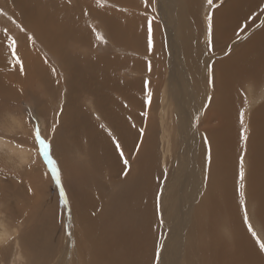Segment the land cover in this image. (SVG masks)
I'll return each instance as SVG.
<instances>
[{
  "label": "bare ground",
  "instance_id": "obj_1",
  "mask_svg": "<svg viewBox=\"0 0 264 264\" xmlns=\"http://www.w3.org/2000/svg\"><path fill=\"white\" fill-rule=\"evenodd\" d=\"M12 1L18 5L21 16L26 10L33 12V0ZM38 1L40 5L38 7L49 17L51 26H44L31 19H28V23L52 51H57L59 38L71 36V32L58 30L53 18L44 9L45 7L49 13L55 14V10L58 9L56 0ZM181 1L182 5L180 4L176 12L179 22L177 26L184 36L185 51L190 59L189 68L192 73L188 75L186 72L187 65L184 67V60L176 69L177 60L171 59V75L165 79L168 85L165 89L168 98L160 101L166 110L165 102L167 104L170 100H174L175 110L178 112V123H175L178 139L174 142L180 151L177 155L181 171L177 172L179 186L174 187V180L169 177L168 172V156L172 150H170L172 138L169 133L173 130L171 119L167 120L166 111H161L163 119L160 123L162 130L160 136L158 124L152 120L153 117L149 119L148 115L145 114V117L141 115L144 105L148 103V99L143 103L145 99L141 97L145 92L139 93L140 90H137L143 87V81L140 79L131 81V78L127 80L123 76L118 78L113 75L116 68L123 70L132 68L135 60H131V56L124 58L118 56L117 59L105 61L97 59L96 67L87 68L83 75L74 74L71 79V56H69L67 70L70 75L67 82V98L62 111V115L65 112V120H62L61 116L58 125L55 126L57 132L55 135L52 134L50 154H54L53 156L55 153L62 156L65 154L64 160L60 158L63 161L58 165L61 169L63 185L68 192L67 201L71 202V219H68L71 221V239L67 237L63 251H50L52 234H49L51 239L47 234L50 231H57L58 227H54L53 223L50 225L49 214L34 208L32 211H35L34 216L38 219L34 221L32 217L34 211L30 216L28 210L30 220L27 219L28 215L21 220L24 221V225H30V229L25 232L26 228H24L23 235L17 236V242L22 240L25 242L26 239L33 243L34 240L46 237L49 242L47 246L49 248L44 245L45 250L49 251H41L36 243V249L39 251H33V260L29 258L34 264H154L155 260V264H264V256L255 245L254 238L244 221V209L239 196L240 158L243 157L247 207H252L253 220L259 221L264 230V102L261 104L256 102L259 105L250 111L243 126L239 118L245 100L255 99L256 93L249 92L250 86L264 83L260 80L264 74V26L254 31L255 33L253 32L244 44L241 43L231 55L225 53L231 39L235 37V32L238 29L247 30L253 23L262 3L261 0H227L213 12V40L210 51L215 59L211 60L208 53H204L209 47L206 43L197 45L195 51L191 53V45L188 42L192 39V43H195L199 32L197 28L201 17L199 18L197 13L200 0ZM18 2L21 6L27 4L28 8L26 10L20 8ZM173 13L171 7L168 17L173 18ZM247 16H249L248 20ZM169 21L173 22V20ZM171 23L169 24L173 26ZM190 29H195V33L189 32ZM135 30L141 31L142 28H132L133 38H135ZM0 39L4 38L0 35ZM118 39L122 40L121 35ZM136 42L141 47L143 41H135L131 44L137 46ZM172 43L173 53L176 49L174 42ZM180 43L179 46L183 51L182 42ZM2 45L0 44V55L5 52L1 49L4 46ZM140 47L131 49L144 51V48ZM40 59L34 57L31 75L21 78L18 86L29 85L30 88L23 90L33 92L35 89L32 88L33 84L39 82L43 86L44 95L49 97L51 92L49 87L53 77L51 78V72ZM2 65L4 64L0 63V97L8 94L12 97H9L10 101L15 102L16 96L19 95L16 91L20 93V88L15 89L16 85L12 87L13 74L2 75L6 70V67H1ZM135 65L139 72H144V66L138 67L140 62ZM155 66L153 67L158 75L159 71ZM146 71L149 72V69L146 68ZM177 71L182 72L180 77ZM210 76L214 77L212 82H209ZM204 80L206 82L202 85L201 82ZM158 88L159 85H156L154 90L150 91L152 94H158L160 89ZM247 91L248 94L250 93L248 97ZM80 93L88 96L93 113H97L99 118L108 124V132L103 131L99 123L93 122L90 113L85 114L84 109L78 104H71V96L73 95L72 99H74ZM147 93L146 90L145 96ZM199 94H201V103H204L201 107L196 105ZM208 97H211L210 103ZM124 99L125 101H121ZM187 100L190 103L195 102L194 109L191 110L192 114L187 110L185 103ZM156 103L151 98L147 112L145 110L143 113L152 116ZM244 126L248 135L246 143L242 135ZM139 127H142L143 133ZM113 138L119 141L123 149V157L116 148ZM159 141L162 143L161 151L158 148ZM134 146H136L135 150ZM209 146L211 147L210 164L207 162ZM16 151L23 153L21 149L14 150L13 154ZM28 154L24 156L26 159L30 156ZM87 155L90 160H87ZM124 159L128 160L130 167L124 165ZM175 168L177 171V165ZM125 172L127 175L124 174ZM3 187L1 185V188ZM12 187L13 185L10 188ZM16 191L19 192L18 189ZM4 192L5 190L2 189L0 200L2 196L6 197L3 195ZM20 193L19 196L17 195L18 198L22 196ZM24 197L26 198V195ZM30 201H32L31 197L28 202ZM31 204L30 206L28 204V207L31 208ZM22 209L17 212L19 215L23 213ZM157 211L161 217L158 216ZM51 213L54 215L52 211ZM165 219L168 224L164 225V223L162 227L161 223ZM177 219L180 223L174 228ZM52 221L54 222L53 219ZM1 226L6 225L2 223ZM49 226L52 228L50 229ZM2 228L0 227V245L7 240ZM42 240L46 241V239ZM169 246L171 251H167ZM33 247L35 249V246ZM28 250H32V246ZM157 254H159L158 261ZM1 259L2 264H7L4 249L0 250ZM18 261L20 263L26 261L23 251L18 252Z\"/></svg>",
  "mask_w": 264,
  "mask_h": 264
},
{
  "label": "rangeland",
  "instance_id": "obj_2",
  "mask_svg": "<svg viewBox=\"0 0 264 264\" xmlns=\"http://www.w3.org/2000/svg\"><path fill=\"white\" fill-rule=\"evenodd\" d=\"M57 1H61L63 2V4L67 3V5H63L64 8H69V7L71 8V0H57ZM89 1H91V5L88 6L86 3L85 8L90 9V10H93V8L95 9L97 6H106V7H111V8H123L125 11H122V13H126V11L128 10L139 13L140 15L134 14L135 12H133V15L131 14L130 19L128 20L130 25L126 24L127 20L124 21L122 25L126 26L124 28L127 31V35H130V37H132L133 34L129 30L130 28L129 26L131 27L134 26V28H142L141 31L135 30V38H133L132 40L133 41H143L141 47L144 48V51H139L137 49H131V48H137L135 46L128 47V48L120 47V46H118V48L110 47L111 46L109 45L110 42L106 38L107 33L103 32L101 29H97V31L102 33L107 43H103L100 41L101 45H99V47L97 48H94V49L89 48L88 50L84 49L83 47L71 49V42L69 40L59 38L58 46L56 48L57 51H52L45 44V42L36 35L35 31L31 29L28 23L29 18L33 20L36 19V11L37 13L42 15V12L40 10L41 8H39L40 5H39L38 0H33V3H32L33 12H29L26 10L28 8L27 4H22L21 6V3L18 2L20 8L22 7L24 10H26L23 14V19H21V15L19 14L20 9H18V5L15 3V1L0 0V35L2 36V38H4L2 40L0 39V44L4 45V46L2 45L4 48L2 47L1 49L5 50L4 54L0 55V58L2 59L0 63L4 64L1 66L2 68L6 67V70L3 71L2 75L5 76V74H13L12 78L13 77L14 78H13L12 87L16 85V87L14 88L17 89V87H19L21 91L20 93L16 91V93H18L19 95L16 96L17 99L15 100V102L10 101L9 97H11V95L4 94L5 95L4 97H0V144L2 143L1 144L2 146L0 145V148H1L0 149V192L2 191V189H4L5 192L3 193V195L6 196L5 198L4 196H2L4 200L3 198L0 200V222H2L3 225H6L5 226L6 228L4 226H1L2 223H0V227L1 228L4 227L2 229H4L3 230L4 235L7 238V240L4 241V243L0 245V250L3 251L4 249L5 260L7 264H13V263L23 264V262L24 264H34L32 261L29 260V258L32 259V256L34 255L33 254L34 250L39 251L38 249H36V243H37V248L40 247V250L42 249L41 251H49V250L50 251H63V247L65 245L67 237L68 239H71V235L68 234L69 232H71V221L68 220V219H71V202L67 201L69 200V198H66V195L61 194V189H60L61 184H57L55 175L51 173V169L48 166V161L47 159H45L43 155L42 146L40 145L39 140L36 139L35 137V129L39 128L42 138H44L46 142L50 143L52 141V134L55 135L57 132L55 126L58 125V121L61 118V116H62V120H65V112L62 115V111L65 107V104H64L65 99L67 98V93H66L68 90L67 82H68V77L70 75V72L67 70V67H68L67 58L71 56V50L74 55L79 56V57H83L84 56L83 53L85 51H88L89 53L100 52V54L102 52L104 53L106 52L108 55L118 54L117 56L119 57L122 56L123 58L125 56H131L132 57L131 60H135L133 62L134 65L132 66V68H127L124 70L121 68H118L121 70L119 71L121 73L119 75H116V74L115 75L118 78L121 75L124 77V79L126 78L127 80L131 78V81H133L134 79L136 80L140 79L141 81H143L144 83L143 87L141 89L140 88L137 89V90H140L139 93L141 92L146 93V90L147 91L154 90V86L156 87V85H159L160 89L158 88L159 89L158 94H152L153 95L152 99H154V101L157 102L155 110L153 109L154 113L152 114V116L151 114L149 115L148 113H143L148 108L147 107L148 103H147L144 105L143 110H142L143 112H141V115L142 117H145V114H146L148 115L149 119L153 117L152 120H154L155 124H158L157 128H158V134L160 133V136H162V133H161L162 130L160 128V123H162V119H163L162 112L165 110V108L160 103V101H163L164 98H168L167 97L168 93L167 91H165L168 85H166L165 79L167 76L171 75L170 61L172 62V60H175V59L177 60V65H176V69H177L180 65L183 64V60H184V67H186L187 65V68H185L186 72L188 73V75L190 72L192 73L191 68H189L190 59L188 58L186 51H185L184 36L181 32V29L177 26V23L179 22H178V14L176 12H177V8H179L182 5L181 0H148V5H147V8H149L148 13L143 11L144 8L143 9L134 8L136 7V4H139V6H141V4H144V0H128L129 3L127 2V6H125L122 2L118 0H89ZM226 1L227 0H221V1L218 0L217 2L214 1L213 7L209 9V6L206 3V0H200V5H199L198 13H197L199 18L201 17L200 18L201 22L199 21L200 23L199 28H197L199 29V32L197 34L195 43H192V39L188 41L191 45V53L195 51L197 45L199 46V45H203L204 43H206V40H207L206 12L210 10L212 14L214 15L213 12L219 9ZM260 2L262 3V7H260L259 14L255 18L253 23L249 26L247 30L238 29V31L235 32V37L231 39L230 43L228 44L227 52H225L226 50L224 51L225 53H230L229 55H231L232 52L238 46L241 45V43L244 44L246 42L247 38H249L254 31L258 29H262V27L264 26V0H261ZM131 4L134 6H132ZM171 7L173 8V11H174L172 15L173 18L168 17V15H170V12H171ZM44 9L47 10L45 7ZM106 11L107 9H104V13L100 15L101 18L110 17ZM122 16L124 15L122 14ZM43 17L44 19H42L39 23H41L44 26H51V21L49 17L46 14H44ZM248 17L249 16H247V20H248ZM149 20L152 21L153 38H154L153 48H149L148 46V21ZM169 20H173V22L171 23ZM168 21L169 23L173 24V26L170 25ZM144 22H147V24L144 25ZM17 25L22 26L24 29H26V31H21L20 27H18ZM170 26H172V31H170ZM58 27L60 28L59 25ZM116 29L113 32L115 35H116ZM194 30L195 29H192V30L190 29L189 32L195 33ZM168 33H169V36H168ZM28 34H31L32 36L35 37L34 44L31 42V40L28 39ZM13 39L17 41V55L23 61V66H24L23 73L20 71L19 65H15V67H13L14 59L10 51V45ZM172 42H174V46L176 49L174 50L173 53H172V49H173ZM180 42H182L183 51H181L182 49L179 46L181 45ZM131 43L132 42H130V44ZM206 46L208 45L206 44ZM210 50H211L210 47H208L204 51V53H208L207 55L211 58V60H213L215 59V57L212 55ZM171 53H172V58H171ZM35 56L41 58L40 60L43 61V63L46 65V69L49 72H51V78L53 77L52 83L50 82L49 88L51 89V92L49 93L50 95H48L49 97H46L44 95V92L42 90L43 86L39 82H38L39 84L38 83L33 84L32 88L35 87V89H33V92H30V90H28L29 92H25L23 90L25 88H30L29 85L22 84L21 86H18L19 80H21V78H24V76L31 75V72H32L31 66L34 65ZM83 58H87V57H83ZM83 58H75L74 60H72L73 63L71 62V67L73 68V72H76L75 66L76 68H79L83 62H86V59H83ZM46 60H47V63L45 62ZM147 60H150L152 62L147 63ZM137 62H140V65H138V67L144 66L145 68L144 72L142 73L139 72L137 67H135L136 66L135 63ZM91 65L92 67H96L95 63ZM149 65L151 66V71L147 72L146 68L149 69ZM154 65H156L155 68H157V70L159 71L158 75L153 67ZM53 68L55 69L54 72L52 71ZM77 73L80 74L81 72H77ZM83 73H84V70H83ZM181 73H182L181 71H177L178 77L181 76ZM207 78L208 77H205V79ZM260 80L264 81V74L260 77ZM205 82L206 80L202 81L201 84L203 85ZM163 83H165V86ZM182 83L183 81L181 82V84ZM148 87L150 89H147ZM201 90L203 91L202 87H201ZM186 91L187 90H184V92ZM249 92L256 93V96L253 101H251L250 98L245 100V104L243 105V108H241L242 111L244 112V121H246L247 117H249V113L251 110L256 108L257 105L264 102L263 101L264 100L263 99L264 98V95H263L264 94V83L261 82L259 86H256V85L250 86ZM145 93L141 96L143 99H145L143 103H146L147 101L146 99H148V97L145 96ZM246 94L248 97L250 93L248 94V91H247ZM72 97L73 95L71 96V104H74V103L78 104L80 107L84 109L85 114L90 113L89 114L91 115L90 118L92 120L94 119L93 122L99 123L98 125L103 131H106V132L109 131L108 124L103 122L101 118H99L97 113H93L94 110H93L91 103H89V98L87 95H84V93H80L74 99H72ZM4 98L8 100H5ZM200 98H201V94H199V99L196 105L197 106L200 105L201 107V105L204 106V103H201ZM121 101H125V99ZM173 101L170 100L167 104L165 102V107H166L165 111H166L167 120L170 118L171 123L173 124V130L169 131V133L171 134L170 137L172 138L170 150L171 149L172 150L170 151L169 156H168L169 158L168 172L170 173L169 177L172 180H174V183H175L174 187L177 188L180 184V180L177 177V172H181V171L179 170V167H180L179 157H177L180 151H178V145L175 144L174 142L175 140L177 141L178 139V132H176V128H175L176 124L178 123L177 121L178 112H176L175 110L176 104ZM256 102H260V103L257 104ZM185 103H186V106L188 107L187 110L189 111V114H192L191 110L194 109L195 102L191 101L190 103V101L187 100L185 101ZM130 109L131 108H129V110ZM92 114H94L95 116H92ZM143 124L146 125V123L144 122ZM139 128H140L139 130L142 129V127H139ZM145 128L146 127H144V129ZM244 128L246 127L244 126ZM148 129L149 128H147V130ZM137 142L139 145V142H140L139 139ZM161 145L162 143L161 141H159L158 142L159 151L162 150ZM135 147L136 146H134V150H135ZM11 149H14V150L23 149V153L22 151H16V153L14 152L13 154L14 150L12 151ZM24 150H27V151H24ZM24 153L25 154L27 153L30 156H28L26 159V157H24L25 156ZM50 153H51V147H50ZM53 155L54 154L52 155L50 154V157L57 163L59 162L61 163L65 158V154H63V156L62 154L58 155L57 153H55V156ZM60 158L63 160H61ZM87 160H90L89 155H87ZM176 162H178V164ZM43 163H44V166H43ZM176 165L178 167L177 171L175 168ZM28 169H30L31 171ZM171 176L172 177L175 176V178L174 177L172 178ZM7 182L8 184H6ZM1 185L2 187L4 186L5 188L4 187L1 188ZM11 185H13L12 189L10 188ZM62 187H63L64 193L67 194L68 192H66L65 185H63V182H62ZM7 188L9 191L7 190ZM15 188L16 190L18 189L19 192H21L20 195H22L23 197L20 196L21 198H18L19 192L16 191ZM29 188L31 189V191H29ZM25 195H26V198L24 197ZM36 195L38 197L35 198ZM30 197L32 201L34 202L32 201L28 202ZM27 198H28V201H27ZM37 199L39 200L35 202V200ZM28 204L29 206L31 204L32 207L31 208L28 207ZM18 205H20V208H18ZM12 206L15 209V211L12 208ZM3 207L6 209H4ZM22 207L25 208L26 210L25 209L23 210ZM249 207H247L248 213H249L248 216L250 215L249 220L251 221L253 228L258 233L260 240L264 241V230L262 229L263 226L261 225L259 221L257 222L255 219L253 220V217H252L253 209L251 206ZM40 208H42V210ZM20 209H22L24 213V214L22 213L23 215L18 214L19 211H21ZM32 209L34 210L38 209L39 211H42L47 215L49 214V219H51L50 225L53 223L54 227L56 228L58 227L57 228L58 230L56 229L57 231L55 232L50 231V233L48 232L47 234L48 235L47 237L49 239H51L50 238L51 235L49 237V234H52V240H50V245H51L50 248L47 247L49 244V242H47V237L41 238V239H46V241H43V240L41 241V239H39V240H34L32 243L31 241L24 239L25 242L23 240L21 241L22 243L19 242L20 244L17 242V236L19 234L23 235L22 234L24 231L23 229L26 228L25 232L28 231L27 230L28 228L30 229V225L29 226L28 224L24 225V221L21 219L28 215V212H29L28 210H30L29 213L31 212L33 213L34 210L32 211ZM7 210L9 213L6 212ZM51 211L54 213V215H52ZM32 213L29 215L31 216ZM157 213H158V216L161 217L159 211H157ZM29 215L27 216L28 221L30 220ZM34 215H36L35 211L32 217L34 218V221L38 220L37 216H34ZM32 217H31V220H33ZM52 219L54 220L55 224L52 221ZM166 221L167 219H165V221L161 223V226L164 223H165L164 225H167L168 221L167 222ZM59 223H60V226H59ZM175 223L173 225L174 228L179 226V223H180L179 219H177ZM49 228L51 229L52 227L49 226ZM55 233H57V235H55ZM54 241H55V244H54ZM254 242L257 248L259 249V251H261L259 248V243L257 242L256 238H254ZM44 245L45 247L49 248V250H45L46 248H44ZM31 246H32V250H28V248L31 249ZM33 246H35V249ZM42 246L44 249L42 248ZM52 246L54 249L52 248ZM187 250H188V247L186 245V251ZM7 251L9 253H7ZM16 251L18 252L23 251L26 261H23L20 263L18 261V252ZM167 251H171V246H169V249ZM30 253H31L30 255L31 257L29 256ZM261 253L264 256V251H261ZM72 256L73 255H71V257ZM155 263H156V260L154 264ZM0 264H2V259L0 260Z\"/></svg>",
  "mask_w": 264,
  "mask_h": 264
},
{
  "label": "crops",
  "instance_id": "obj_3",
  "mask_svg": "<svg viewBox=\"0 0 264 264\" xmlns=\"http://www.w3.org/2000/svg\"><path fill=\"white\" fill-rule=\"evenodd\" d=\"M118 1L122 2L125 6H127V2L129 3L128 0H125V1L118 0ZM56 3L58 6V9L55 10V14L57 16L55 14L49 13L47 10L46 12L53 18V22L57 25L58 30H68L69 32H71V37L70 36L60 37L63 39H67L71 42V49L83 47L84 49L88 50L89 48L94 49V48L99 47V45L101 44H100V41L96 38L93 32V29L95 30L101 29L103 32L107 33L106 38L110 42L109 43V45H111L110 47H117V48L118 46L126 47V48L134 47V46L140 47V45L137 42H136L137 46L134 44H128V42L133 41L132 40L133 36L130 37V35H127V31L124 28L126 26L122 25L123 22L126 20H127L126 24L130 25L128 20L130 19L131 14L133 15V12L135 11L128 10L126 11V13H122V11H125L123 8H111V7H106V6H97L95 9L93 8V10H90V9L85 8L86 3L88 6L91 5V1L89 0H71V8L70 7L64 8L63 5H67V3L63 4V2L61 1L56 0ZM134 8L136 9L144 8L143 11L147 13L149 11V8L145 7V4H141V6H139V4H136V7ZM104 9H107L106 12L108 13L110 17L108 18L100 17V15L104 13ZM44 14L45 13L42 12V15H41L37 13L36 11V19L35 20L31 18L29 19H31V21H34V22H40L42 19H44L43 17ZM122 14L124 16H122ZM134 14H139V13L135 12ZM21 19H23V15L21 16ZM146 24L147 22H144V25ZM58 25L60 26V28L58 27ZM129 27H130L129 30L132 32V28L134 26L132 27L129 26ZM115 29H116V35L113 33ZM120 35L124 42L118 39ZM83 54H84L83 57H87V58L76 56L72 53V50H71V62L75 58L86 59V62H83L79 68H76L75 66L76 72H73V68L71 67V74H72L71 79L73 78L74 74L83 75L86 72L87 68H91L92 67L91 64L95 63L97 59L101 61L103 60L105 61V60H112V59L118 58L117 56L118 54L108 55L106 52L105 53L102 52L100 54V52L89 53L88 51H85ZM149 62H152V61L147 60V63ZM83 70H84V73H83ZM119 71L121 70L116 68L113 71V75L116 77L115 74L117 72L121 73ZM77 72H81V73L79 74Z\"/></svg>",
  "mask_w": 264,
  "mask_h": 264
},
{
  "label": "snow or ice",
  "instance_id": "obj_4",
  "mask_svg": "<svg viewBox=\"0 0 264 264\" xmlns=\"http://www.w3.org/2000/svg\"><path fill=\"white\" fill-rule=\"evenodd\" d=\"M206 3L208 4L209 9H211L213 7L214 0H206ZM144 4H145V7H147L148 0H144ZM206 21H207L206 44L209 47H211L212 40H213V14L210 10L208 12H206ZM17 26L20 27L21 31H26V29H24L22 26H20V25H17ZM93 32L99 41H101L103 43H107V41L104 38V36L102 35V33H100L99 31H97L95 29H93ZM28 39L31 40V42L33 44L35 43V37L32 36L31 34H28ZM148 46H149V48L154 47V38H153V29H152V21L151 20L148 21ZM10 51H11V54H12L13 59H14L13 67H15V65H19L20 71L23 73L24 72L23 61L17 55V41L15 39L12 40V43L10 45ZM45 62L47 63V60ZM52 71L54 72L55 69L53 68ZM149 71H151L150 65H149ZM213 80H214V77L210 76L209 82H212ZM147 97H148V103L150 104L151 98H152V92L151 91H148ZM207 99L210 103L211 97H208ZM239 118H240V123L243 126V124H244V112L243 111H241L239 113ZM140 131H141V133H143L144 130L141 129ZM242 135H243V139L245 140V143H246L248 140L247 128H242ZM35 137H36V139L39 140V143L42 146L43 155H44L45 159H47V161H48V166L51 169V173L55 175L57 184H61V194L66 195V193H64L63 187H62V180H61L59 165L56 161H54L50 157V147H51L50 143L46 142V140L44 138H42L39 128L35 129ZM113 139H114L116 148L119 150L121 157H123L124 153H123V149L121 148L119 141L116 140L115 138H113ZM205 139H207V137H205ZM123 162H124V165L126 167H130L127 159H124ZM207 162L209 164L211 162V147L210 146H209L208 153H207ZM124 174L127 175L126 172ZM239 182H240L239 183V196H240L241 205L243 206V209H244V221L246 223L248 231L251 233V235L254 238H256L257 242L259 243L260 250L264 251V241L260 240V237H259L258 233L256 232V230L253 228L252 223L249 220V216H248L247 200H246V193H245V188H246L245 168L243 166V157L240 158ZM29 191H31L30 188H29ZM68 234L71 235V232H69ZM158 259H159V254H157V261H158Z\"/></svg>",
  "mask_w": 264,
  "mask_h": 264
}]
</instances>
